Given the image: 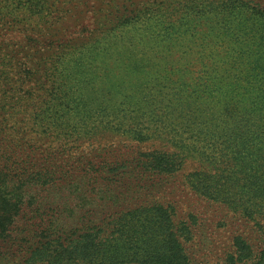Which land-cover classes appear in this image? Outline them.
Segmentation results:
<instances>
[{
    "label": "rangeland",
    "instance_id": "rangeland-1",
    "mask_svg": "<svg viewBox=\"0 0 264 264\" xmlns=\"http://www.w3.org/2000/svg\"><path fill=\"white\" fill-rule=\"evenodd\" d=\"M158 3L161 0H0L2 76L9 81L16 72L18 76L24 69L31 71L26 81L17 83V121L11 114L0 124L8 128L7 133L14 131L13 125L25 130L27 142L22 144L17 129V161L32 154L40 162L48 147H58L57 141L43 138L44 132L32 128L41 101H58L48 96L52 90L55 94L59 89L63 92L59 114L68 117V131L89 133L73 152L76 163L68 165L73 173H83L81 176H62L60 180L55 175L54 183L64 186H48L40 192L34 191L39 183L32 181L25 187L26 204L11 225L17 238L3 249L9 264L24 263L36 248L33 233L26 234L28 229L55 225V230L79 229L77 235L103 227V234L113 228L111 222L116 217L135 207L155 204L167 206L176 229L183 228L182 245L194 264H264V183L254 185L259 177L251 175L244 180L248 184L236 195L233 207L224 198H211L193 187L190 172H215V168L196 153L177 146L175 137L140 141L129 131L135 127L146 136L154 130L138 98L145 86L155 85L153 93L168 91L167 83L177 89L183 83L192 89L190 75L162 70L151 65L141 48L114 42L115 37L132 34L136 38L141 33H147L144 39H158L153 25L163 12ZM149 7L152 10L146 11L144 20L122 25L124 15L134 16ZM150 13L152 20L145 21ZM111 29L113 32L108 33ZM263 75L264 71L257 75L258 82L249 77L251 86L243 87L235 96L264 100ZM193 89H200L202 100L223 96L209 87ZM149 90L144 89V93ZM29 91L31 98L26 97ZM1 101L7 108L14 105L10 99ZM106 123L107 127L103 126ZM231 134L225 125L216 127L211 130L212 143L228 141ZM254 136L259 140H247L250 149H264V135L254 132ZM154 149L185 154L181 168L155 173L144 163L142 166V153ZM38 195L45 200L36 202ZM135 242L130 240V247L122 248L128 254L115 264H141L142 254L133 246ZM12 248L16 252L7 253Z\"/></svg>",
    "mask_w": 264,
    "mask_h": 264
},
{
    "label": "trees",
    "instance_id": "trees-1",
    "mask_svg": "<svg viewBox=\"0 0 264 264\" xmlns=\"http://www.w3.org/2000/svg\"><path fill=\"white\" fill-rule=\"evenodd\" d=\"M158 5L163 10L159 21L153 24L158 39L153 36L144 39L147 33H141L136 38L131 34L115 37L113 41L141 48L151 65L162 70L174 75H190L192 89L183 83L178 84L179 89L167 83L168 91L153 93L155 85L145 86L144 89L150 90L144 93L141 89L138 98L143 101L147 109L145 115L154 130L146 136L134 130L135 127H130L129 131L139 136L140 141L175 137L177 146L196 153L215 168V172L206 169L190 172L193 187L211 198H224L236 207V195L247 186L248 182L244 181L247 177L261 178L254 180L256 186L264 183V149L251 150L247 144V140H259L254 132L264 135V100L235 96L243 87L251 86L249 77L254 76L258 82L257 75L264 71V0H161ZM182 8L186 10L179 15ZM147 10L152 8L141 9L134 16L124 15L122 25L131 26L144 20ZM152 16L150 13L145 21L152 20ZM112 32L113 29L108 31ZM2 71L0 66V101L10 99L14 105L7 108L0 102V124L11 114L17 121V91H20L17 83L26 81L31 72L24 69L18 76L16 72L11 75L13 80L8 81ZM260 77L264 79V75ZM202 86L223 96L213 95L202 100L200 89H193ZM58 91L59 94L54 90L48 93L58 100L56 103L41 101L37 106L38 118L32 123L33 129L44 132L43 138L58 142L56 149L50 146L45 150L42 161L32 154L28 159L17 161V129L22 144L27 142L23 136L25 130L13 125L14 131L7 133L8 128L0 125V264H9L3 249L17 238L11 225L17 211L26 204L25 187L33 181L40 184L34 185L35 192L48 186L60 188L64 183H54L55 175L61 180L62 176L78 178L83 174L73 173L68 165L76 163L73 152L89 138V133L68 131V117L59 114L63 92ZM26 97L31 98L32 92H27ZM223 125L232 133L228 141H224L225 147L220 146L224 142L212 143L211 135L212 129ZM7 134L10 137H6ZM142 156H145L140 159L142 166L144 163L148 170L168 173L178 171L186 155L154 149ZM36 198V202H42L46 197L38 195ZM111 223L113 228L103 234V227L96 231L87 229L77 235L79 229L55 230V225L28 229L26 234L33 233L31 240L36 248L24 263L16 264H115L128 254L122 248L130 247V240L136 241L133 246L142 254L141 264H194L182 245L183 228L176 229L171 213L163 204L135 207ZM9 250L16 252L12 248L7 249V253Z\"/></svg>",
    "mask_w": 264,
    "mask_h": 264
}]
</instances>
